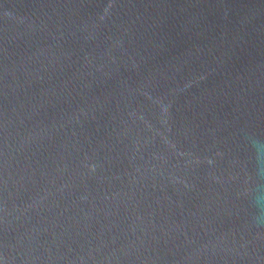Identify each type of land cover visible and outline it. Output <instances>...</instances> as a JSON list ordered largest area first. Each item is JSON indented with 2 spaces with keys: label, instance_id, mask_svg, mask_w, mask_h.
Wrapping results in <instances>:
<instances>
[{
  "label": "water",
  "instance_id": "95a60500",
  "mask_svg": "<svg viewBox=\"0 0 264 264\" xmlns=\"http://www.w3.org/2000/svg\"><path fill=\"white\" fill-rule=\"evenodd\" d=\"M0 264H264V0H0Z\"/></svg>",
  "mask_w": 264,
  "mask_h": 264
}]
</instances>
